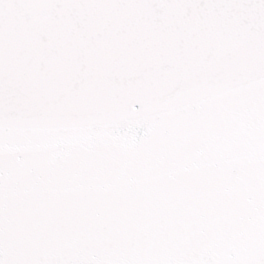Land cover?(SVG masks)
<instances>
[{
    "label": "snow or ice",
    "instance_id": "1",
    "mask_svg": "<svg viewBox=\"0 0 264 264\" xmlns=\"http://www.w3.org/2000/svg\"><path fill=\"white\" fill-rule=\"evenodd\" d=\"M0 264H264V0H0Z\"/></svg>",
    "mask_w": 264,
    "mask_h": 264
}]
</instances>
